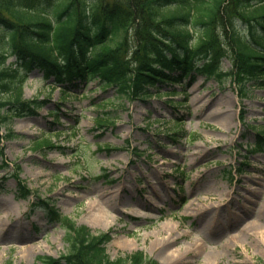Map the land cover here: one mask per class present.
I'll use <instances>...</instances> for the list:
<instances>
[{
	"label": "rangeland",
	"instance_id": "obj_1",
	"mask_svg": "<svg viewBox=\"0 0 264 264\" xmlns=\"http://www.w3.org/2000/svg\"><path fill=\"white\" fill-rule=\"evenodd\" d=\"M223 26L220 16L223 84L198 76L133 100L96 80L65 89L30 73L23 99L49 101L35 115L0 122V264L67 254L65 230L33 207L39 199L93 235L110 233L112 260L142 252L159 264H264V150L251 153L264 129V87L239 99ZM238 29L247 36L244 24ZM136 47L132 38L125 50ZM17 174L28 200L16 197ZM98 213L105 219L93 224Z\"/></svg>",
	"mask_w": 264,
	"mask_h": 264
},
{
	"label": "trees",
	"instance_id": "obj_2",
	"mask_svg": "<svg viewBox=\"0 0 264 264\" xmlns=\"http://www.w3.org/2000/svg\"><path fill=\"white\" fill-rule=\"evenodd\" d=\"M220 16L229 27L223 26V33L234 56L228 79L242 101L253 88L264 87V0H0V122L35 115L48 104V99H23L24 84L34 70L55 87L96 80L133 100L198 76L223 84L214 31ZM238 23L246 26V37L240 36ZM191 28L201 34L198 39ZM132 38L137 47L128 54L125 45ZM13 56L15 62L7 64ZM108 123L97 121L99 127ZM263 150L264 129L251 153ZM18 174L16 197L28 200L33 193ZM33 207L62 226L68 245L58 260L39 257L43 264H159L142 252L112 260L105 249L110 233L93 235L50 202L39 199Z\"/></svg>",
	"mask_w": 264,
	"mask_h": 264
},
{
	"label": "bare ground",
	"instance_id": "obj_3",
	"mask_svg": "<svg viewBox=\"0 0 264 264\" xmlns=\"http://www.w3.org/2000/svg\"><path fill=\"white\" fill-rule=\"evenodd\" d=\"M11 201L14 202L13 198H11ZM2 203H3V202H2ZM9 205H11V202L9 203ZM104 219H105V217H104L101 213H98V215H95V216H94V219L92 220V222H93V224H99V223H102V222L104 221ZM93 224H92V225H93ZM4 226H6V225L4 224V220H3L2 218H0V228H3ZM195 243H196V245L198 246L197 242H195ZM166 244H168V242H167ZM168 245H169V244H168ZM163 246H166V245H163ZM194 246H195V245H194ZM164 248H165V247H164ZM164 248H162L161 251H163ZM168 259H171V260H169V261H171V262H179V261H180L179 257H178L177 255H174V254L169 255V256H168ZM172 259H173V260H172Z\"/></svg>",
	"mask_w": 264,
	"mask_h": 264
}]
</instances>
